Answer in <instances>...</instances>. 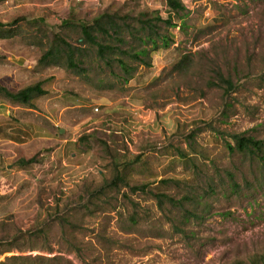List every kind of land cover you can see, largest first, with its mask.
I'll return each instance as SVG.
<instances>
[{
  "label": "rangeland",
  "instance_id": "rangeland-1",
  "mask_svg": "<svg viewBox=\"0 0 264 264\" xmlns=\"http://www.w3.org/2000/svg\"><path fill=\"white\" fill-rule=\"evenodd\" d=\"M180 1L173 26L153 21L168 18L166 0L0 2V26L16 36L0 60H32L46 101L74 103L76 128L70 147L27 168L3 161L14 150L0 151V261L249 264L264 256V0ZM206 8L225 21L204 19ZM103 13L117 28L95 33L111 48L99 57L80 25ZM140 14L156 27L141 28ZM54 35L80 50L75 69L65 54L41 60ZM235 136L262 142L261 152L230 151ZM116 175L123 179L113 185Z\"/></svg>",
  "mask_w": 264,
  "mask_h": 264
},
{
  "label": "crops",
  "instance_id": "crops-1",
  "mask_svg": "<svg viewBox=\"0 0 264 264\" xmlns=\"http://www.w3.org/2000/svg\"><path fill=\"white\" fill-rule=\"evenodd\" d=\"M1 1L6 2V0ZM195 3L192 1L189 5L193 6ZM203 17L212 24H219L226 19L222 12H214L210 8H206ZM11 27L0 26V55L6 54L2 52V48H5V43L12 41L16 37L13 30L14 27ZM5 29L8 30L5 31ZM8 54V60H0L1 87L15 93L30 86L29 80L31 78L34 82L36 81L35 83L41 82V85L43 84L45 79H40V70L38 72L34 70L33 73L30 71L32 69V60H26L23 56L14 58L10 53ZM11 56L13 60H11ZM48 64L51 65L52 63ZM41 89L44 91V94L41 95L42 97L35 96L28 104L11 101L0 94V151L12 149L16 153L13 157L4 158L3 161H12L14 158H17V160H28L33 156H43L45 152L51 149H53L51 152V157L53 158L54 154H57L65 147H70L75 142L76 128L72 124L73 117L71 112L74 103L68 100L64 106V102L60 104V101H62L60 98L57 99V102L54 100L47 102L48 90L43 86H41ZM133 105L136 108L140 107V101L136 100ZM45 108L50 111L45 110ZM69 110L70 114L68 113ZM89 121V119L85 118L79 124L81 125L80 127L86 128L85 125H89ZM92 123L96 122L92 121ZM55 130L63 135L61 139L57 138ZM28 166L30 165L22 168H27ZM8 167H11V165H8ZM3 182L4 180L0 178V188Z\"/></svg>",
  "mask_w": 264,
  "mask_h": 264
},
{
  "label": "trees",
  "instance_id": "trees-1",
  "mask_svg": "<svg viewBox=\"0 0 264 264\" xmlns=\"http://www.w3.org/2000/svg\"><path fill=\"white\" fill-rule=\"evenodd\" d=\"M166 10L168 13V18L166 20H162L159 15L153 18V21L156 22H163L167 26H173L171 23V14H179L185 10L183 4L180 0H166ZM146 14H140L139 24L143 29H154L156 25H152V19L146 18ZM144 19V20H143ZM107 21V22H104ZM15 23V22H14ZM3 27V26H2ZM106 27V28H104ZM115 23L112 16H109L106 13L99 14L94 17L89 22H84L80 25L81 29V40L88 44L89 46H94L96 48L97 54L99 57H102L104 50H111L108 46H103L98 43L97 36L95 35L96 32H102L107 34L108 31H112L115 33ZM117 28V27H116ZM154 43V42H152ZM168 44L165 42L164 47ZM155 50V49H152ZM80 52V50L72 47L67 41L62 39L58 35H54L52 41L50 42L47 50L41 56L42 61H47V63H55L57 62L58 56L61 54H65L67 56V66L70 68L75 69L76 65L73 63L72 58L75 54ZM82 52V51H81ZM152 51L147 52L145 49L141 50L139 55H147ZM138 57V56H136ZM144 62L141 61V65ZM145 65V64H144ZM222 79V78H221ZM223 82L228 84V87L231 88L230 83L227 80L222 79ZM0 94L14 102L28 104L29 101L35 96H41L44 94V91L41 89V82H38L34 85L27 86L15 93L9 92L7 89L0 86ZM235 146L232 148L230 145L228 146L230 151L237 150L238 152H252L258 151L261 152L262 149V142L256 141L251 137H243V136H235L234 137ZM37 156H33L28 160H18L17 165L20 167H24L27 165H31L36 163ZM260 160L264 162V155L260 157ZM121 176H115L111 180V184L116 185L119 182H122ZM147 189V185H142L140 187L131 188V191H145ZM154 197L157 198L158 202H162V198L165 196L163 194H155ZM161 205V204H160ZM18 262L21 264H58L61 261L60 257H43V256H35V257H17L11 256L6 258L4 261H0V264H8L9 262ZM249 264H264V256L262 255H255L249 260Z\"/></svg>",
  "mask_w": 264,
  "mask_h": 264
}]
</instances>
